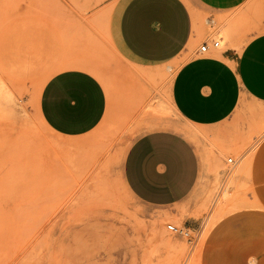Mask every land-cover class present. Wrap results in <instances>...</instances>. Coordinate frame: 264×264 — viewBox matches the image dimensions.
I'll return each instance as SVG.
<instances>
[{"label": "rangeland", "instance_id": "374dc122", "mask_svg": "<svg viewBox=\"0 0 264 264\" xmlns=\"http://www.w3.org/2000/svg\"><path fill=\"white\" fill-rule=\"evenodd\" d=\"M128 1L0 0V264H246L242 254L262 244L253 239L263 225L250 217L264 216L255 194L264 104L242 96L219 124L184 121L168 98L176 64L145 65L119 39ZM197 23L225 51L224 22L201 15ZM70 66L93 73L109 98L103 121L76 138L39 115L44 83ZM151 126L184 135L199 159L193 190L164 209L121 179L126 149ZM167 224L199 233L193 249Z\"/></svg>", "mask_w": 264, "mask_h": 264}, {"label": "crops", "instance_id": "0c3cea01", "mask_svg": "<svg viewBox=\"0 0 264 264\" xmlns=\"http://www.w3.org/2000/svg\"><path fill=\"white\" fill-rule=\"evenodd\" d=\"M201 15L224 22L229 35L223 42L225 51L211 48L207 54L198 53V47L211 40L198 28ZM118 36L125 50L145 65L176 64L168 98L191 125L219 124L234 112L242 96L264 104V0H129L119 18ZM108 110L103 84L81 67L53 73L40 92L41 120L64 138L88 134ZM149 128L126 149L121 179L128 193L145 205L169 208L193 190L199 159L184 135L162 126ZM263 180L264 170H257L255 194L261 205ZM250 218L263 225L253 239L262 244L242 254L244 263L264 264V216ZM251 257L254 263H249Z\"/></svg>", "mask_w": 264, "mask_h": 264}, {"label": "built area", "instance_id": "2783aa9c", "mask_svg": "<svg viewBox=\"0 0 264 264\" xmlns=\"http://www.w3.org/2000/svg\"><path fill=\"white\" fill-rule=\"evenodd\" d=\"M211 48L216 49L219 48V41L215 39H211L209 42H204L198 47V53L207 54L211 50ZM227 162H231L229 158ZM166 229L168 232L181 235L185 237L188 242H193V236L191 235V229L189 227H177L174 224H167Z\"/></svg>", "mask_w": 264, "mask_h": 264}, {"label": "bare ground", "instance_id": "6f19581e", "mask_svg": "<svg viewBox=\"0 0 264 264\" xmlns=\"http://www.w3.org/2000/svg\"><path fill=\"white\" fill-rule=\"evenodd\" d=\"M219 45H220V42H219ZM216 49H218V48H216ZM231 159V164H233L234 162H233V159L232 158H230ZM229 163V162H228ZM244 169H245V165H243L242 167H240L239 168V170H238V172H237V174L235 175L236 177H239L238 175H241L243 172H244ZM198 234L199 233H197V235H195V238H194V240H193V242H191V243H193V245H191V248H190V250H192L193 249V247L195 246V244H196V241H197V236H198ZM168 241H170L171 243H173V241H171V240H168Z\"/></svg>", "mask_w": 264, "mask_h": 264}]
</instances>
